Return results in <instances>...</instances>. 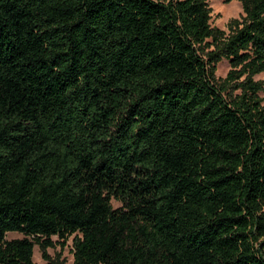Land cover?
Listing matches in <instances>:
<instances>
[{
  "label": "trees",
  "instance_id": "16d2710c",
  "mask_svg": "<svg viewBox=\"0 0 264 264\" xmlns=\"http://www.w3.org/2000/svg\"><path fill=\"white\" fill-rule=\"evenodd\" d=\"M234 1L225 30L206 0H0V264L72 236L73 264H264V0Z\"/></svg>",
  "mask_w": 264,
  "mask_h": 264
},
{
  "label": "rangeland",
  "instance_id": "374dc122",
  "mask_svg": "<svg viewBox=\"0 0 264 264\" xmlns=\"http://www.w3.org/2000/svg\"><path fill=\"white\" fill-rule=\"evenodd\" d=\"M209 6L212 9V19L211 22L213 25L218 26L222 29L227 30L228 23L233 19H238L243 16V8L241 3L234 1L230 4H226L224 0H206ZM229 70V63L226 59L220 61L217 65V76L225 77ZM113 206L118 208L121 206V203L117 201H113ZM23 236L20 234H8L7 239H22ZM54 241H57V237L53 238ZM73 240L74 236L70 237L65 247L57 244L55 248H51L48 250V253L53 259L61 258V261L64 264H73L74 255H73ZM34 262L36 264H46V262L42 258L41 251L38 246L34 249Z\"/></svg>",
  "mask_w": 264,
  "mask_h": 264
}]
</instances>
